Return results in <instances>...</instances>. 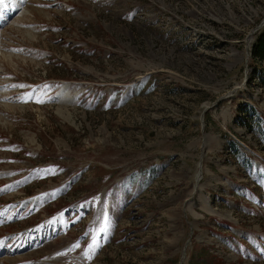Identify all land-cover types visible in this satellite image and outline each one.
<instances>
[{"label":"rangeland","instance_id":"374dc122","mask_svg":"<svg viewBox=\"0 0 264 264\" xmlns=\"http://www.w3.org/2000/svg\"><path fill=\"white\" fill-rule=\"evenodd\" d=\"M0 9V239L50 220L5 238L0 264L82 262L84 233L110 239L93 264H264V176L238 157L264 175V147L237 124L249 107L264 119V64L252 54L264 0ZM255 185L259 197L240 195ZM64 226L75 243L51 256L45 239Z\"/></svg>","mask_w":264,"mask_h":264},{"label":"trees","instance_id":"16d2710c","mask_svg":"<svg viewBox=\"0 0 264 264\" xmlns=\"http://www.w3.org/2000/svg\"><path fill=\"white\" fill-rule=\"evenodd\" d=\"M252 54H253L254 59H258L261 63L264 64V31H263V34L256 40V42L252 48ZM254 110H255L254 108L249 107V111L246 112V113H248L247 114L248 118L244 122L240 119L237 122V124H239L243 127H246L247 130L252 128L250 130L251 134L259 141V143L264 144V123H263V119ZM232 150L234 151V146L232 145V143L229 142L228 143V151L230 152ZM238 157L240 159L242 167L247 172L254 175L258 180L259 175H261V171L255 170L254 168H252V163L250 161H248L249 159H247L243 155H239ZM134 177H136V175L132 176V178H134ZM256 186L257 185H255V187L251 188V189L242 190L241 195L245 196L249 199H253L254 195L259 197L260 195L257 194L259 189ZM258 197H257V199H258Z\"/></svg>","mask_w":264,"mask_h":264},{"label":"snow or ice","instance_id":"6c2138e0","mask_svg":"<svg viewBox=\"0 0 264 264\" xmlns=\"http://www.w3.org/2000/svg\"><path fill=\"white\" fill-rule=\"evenodd\" d=\"M49 173H51L53 170H47Z\"/></svg>","mask_w":264,"mask_h":264},{"label":"bare ground","instance_id":"6f19581e","mask_svg":"<svg viewBox=\"0 0 264 264\" xmlns=\"http://www.w3.org/2000/svg\"><path fill=\"white\" fill-rule=\"evenodd\" d=\"M18 258V257H17ZM10 259V258H9Z\"/></svg>","mask_w":264,"mask_h":264}]
</instances>
